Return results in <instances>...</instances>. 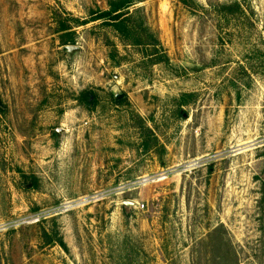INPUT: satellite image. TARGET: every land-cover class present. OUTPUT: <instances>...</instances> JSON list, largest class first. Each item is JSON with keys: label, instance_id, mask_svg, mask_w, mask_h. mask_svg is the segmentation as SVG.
<instances>
[{"label": "rangeland", "instance_id": "1", "mask_svg": "<svg viewBox=\"0 0 264 264\" xmlns=\"http://www.w3.org/2000/svg\"><path fill=\"white\" fill-rule=\"evenodd\" d=\"M109 1L0 0V264H264V0Z\"/></svg>", "mask_w": 264, "mask_h": 264}, {"label": "trees", "instance_id": "2", "mask_svg": "<svg viewBox=\"0 0 264 264\" xmlns=\"http://www.w3.org/2000/svg\"><path fill=\"white\" fill-rule=\"evenodd\" d=\"M186 4V0H181ZM134 3L132 0H110L108 3V10L106 11H93L90 13V18L84 21H81L78 18L68 19V22H60V32H66L70 30L69 22L74 23L77 26L87 25L89 23L101 21L104 25L112 28L119 37L126 43H129L132 46L140 47L144 49L147 53L149 48H152L149 55L155 58L154 63H167L168 58L164 53V50L153 33L146 26L144 19L138 15V12H130V9L133 7ZM234 7L239 8V5L236 3ZM221 9H231V7H222ZM232 13V12H231ZM67 41H63L64 45ZM69 42V41H68ZM92 96L91 93H88L87 96ZM192 96L185 95L183 99L190 98ZM148 148V144L145 145Z\"/></svg>", "mask_w": 264, "mask_h": 264}, {"label": "water", "instance_id": "3", "mask_svg": "<svg viewBox=\"0 0 264 264\" xmlns=\"http://www.w3.org/2000/svg\"><path fill=\"white\" fill-rule=\"evenodd\" d=\"M67 50H68V52H69L70 54H73V53H75V52L80 51L81 48H79V47H74V46H70V47H67Z\"/></svg>", "mask_w": 264, "mask_h": 264}]
</instances>
